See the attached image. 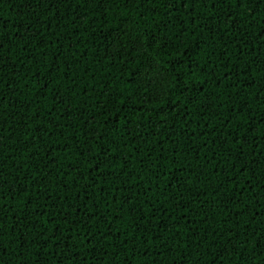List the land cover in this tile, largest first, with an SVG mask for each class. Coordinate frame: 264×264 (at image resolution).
Returning <instances> with one entry per match:
<instances>
[{"label":"trees","instance_id":"16d2710c","mask_svg":"<svg viewBox=\"0 0 264 264\" xmlns=\"http://www.w3.org/2000/svg\"><path fill=\"white\" fill-rule=\"evenodd\" d=\"M0 44V264H264V0H0Z\"/></svg>","mask_w":264,"mask_h":264},{"label":"snow or ice","instance_id":"6c2138e0","mask_svg":"<svg viewBox=\"0 0 264 264\" xmlns=\"http://www.w3.org/2000/svg\"><path fill=\"white\" fill-rule=\"evenodd\" d=\"M49 2L53 3V6H55V0H49ZM150 39H152V41L155 42V40L158 39V37L152 36V37H150ZM0 47H3V44H0ZM141 47H143V44L141 42H137L135 44L134 51L138 52ZM120 52H123V49H118V53H120ZM148 87L151 88V83H149ZM159 87H161V86H158L156 89H152V91L157 94L156 95L157 99L159 98ZM102 162L103 161H101V163ZM97 167H99V165H97ZM242 167H243V165H242Z\"/></svg>","mask_w":264,"mask_h":264}]
</instances>
